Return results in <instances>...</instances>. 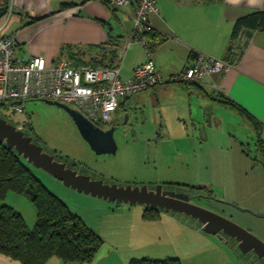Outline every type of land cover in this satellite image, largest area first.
Instances as JSON below:
<instances>
[{
  "label": "rangeland",
  "instance_id": "1",
  "mask_svg": "<svg viewBox=\"0 0 264 264\" xmlns=\"http://www.w3.org/2000/svg\"><path fill=\"white\" fill-rule=\"evenodd\" d=\"M25 105V112L20 114L2 107L0 117H9L20 128L26 120L30 122L33 129L27 127V131L35 139H41L45 152H56V160L66 162L69 168L107 184L158 183L178 192L196 194L194 203L220 212L264 241V167L255 160L258 152L252 126L235 109L218 105L214 111L222 115L223 122L216 127H205L203 131L175 126L162 130L158 136L155 124L160 121L159 108L148 105L142 108L144 114L139 110L137 118L125 125L128 127L125 133L121 131L124 125L116 130L115 154H98L67 110L44 99H28ZM169 111L174 113L172 106ZM118 118L119 115L115 119ZM168 121L174 122L175 118L170 116ZM23 159L104 240L93 260L80 264H129L131 259L140 257H176L182 264H248L237 259L238 249L224 242L227 236L206 233L199 221L185 213L160 209L153 213L156 217L146 218L144 204L79 191ZM1 202L20 212L28 225L34 227L37 209L27 197L10 191ZM229 250L236 252L231 261L225 256L234 254ZM0 264L12 263L0 261ZM46 264L76 263L52 257Z\"/></svg>",
  "mask_w": 264,
  "mask_h": 264
},
{
  "label": "crops",
  "instance_id": "2",
  "mask_svg": "<svg viewBox=\"0 0 264 264\" xmlns=\"http://www.w3.org/2000/svg\"><path fill=\"white\" fill-rule=\"evenodd\" d=\"M9 2L13 12L2 33L17 40L15 56L19 60L43 55L51 63L62 57L72 61L69 56L74 53L88 62L100 58L103 50L99 46L115 38L116 45L110 48L118 53L116 64L122 78L131 77L137 65L152 58L169 79L183 71L197 52L215 58L229 57L232 66L224 74L210 75L203 82H168L151 87L124 99L119 108H141L144 114L142 108L158 107V136L162 130L175 126L204 131L205 127L223 122L222 115L214 111L218 105H225L216 99L222 93L262 122L264 136V32L245 29L236 39L231 38L236 20L264 10V0H159L158 10L148 16V22L161 40L142 38L150 48L142 40L132 38L134 3L116 8L105 0ZM3 21L0 19V25ZM171 106L174 113L169 111ZM170 116L175 118L174 122L168 121ZM229 252L234 254L225 256L231 261L236 252ZM236 257L249 264L244 256ZM0 261L15 262L2 254Z\"/></svg>",
  "mask_w": 264,
  "mask_h": 264
},
{
  "label": "trees",
  "instance_id": "3",
  "mask_svg": "<svg viewBox=\"0 0 264 264\" xmlns=\"http://www.w3.org/2000/svg\"><path fill=\"white\" fill-rule=\"evenodd\" d=\"M65 5L68 6L69 4ZM245 29H258L264 32V10L255 11L239 17L233 27L232 40L236 39ZM143 37L149 38V41L156 40L159 42L161 40L160 34L154 29L144 32L141 38ZM147 44L150 48V44L148 42ZM114 45H116L115 38L108 39L105 44L99 46L103 50L102 56L88 62L82 60L80 55L74 53H71L69 57L72 59L74 66L77 67H118L116 64L118 53L115 49L110 48ZM225 59L230 62L229 57ZM216 99L240 111L247 117L255 133V146L258 152V156H256L255 160L264 167V136L262 122L246 112L239 104L229 97H226L224 94H218ZM44 100L62 103L54 99L44 98ZM25 103L26 101H24L22 112H17L12 108L15 106V101L13 100L0 101V108L7 107L13 114H20L25 112ZM63 104L69 106V104ZM118 110L119 109L116 110L114 118L119 115L115 116ZM2 117L9 123L17 126L18 129L23 130L25 135L31 136L32 140L45 150V146L41 139L39 137L35 139L34 135L27 131L28 128L31 130L33 129L30 122L26 120L23 126H21L23 128H20V125L10 122L11 119L9 117ZM54 157L57 159L56 152H54ZM10 191L24 195L35 205L37 209V219L34 227L31 228L20 212L15 210L12 206L7 205L5 202H1L0 254L16 260L20 264H46L52 257H58L65 262L76 264L93 260L99 247L104 242L101 236L95 232L81 216L72 211L60 197L55 195L42 180L31 171L23 157L17 153L15 148L9 149L6 143L2 142L0 143V201H3ZM151 210L152 212H150ZM159 210L160 209L157 207L147 206L144 217H156L157 214L153 213ZM129 264L182 263L180 259L176 257L161 259L140 257L131 259Z\"/></svg>",
  "mask_w": 264,
  "mask_h": 264
},
{
  "label": "built area",
  "instance_id": "4",
  "mask_svg": "<svg viewBox=\"0 0 264 264\" xmlns=\"http://www.w3.org/2000/svg\"><path fill=\"white\" fill-rule=\"evenodd\" d=\"M105 1L116 8L135 4L132 38L146 44L141 36L153 29L148 16L157 12L159 0ZM12 12L9 0H0V19L4 20L0 25V101H15L12 108L17 112L23 111L24 101L28 99L47 98L73 105L95 124L110 123L124 99L168 82H203L210 75L224 74L232 66L224 58L197 52L183 71L169 79L163 76L152 58L137 65L131 77L122 78L119 67H77L65 57L55 63L48 62L43 55L19 60L15 56L17 40L2 33Z\"/></svg>",
  "mask_w": 264,
  "mask_h": 264
},
{
  "label": "water",
  "instance_id": "5",
  "mask_svg": "<svg viewBox=\"0 0 264 264\" xmlns=\"http://www.w3.org/2000/svg\"><path fill=\"white\" fill-rule=\"evenodd\" d=\"M50 103L57 104L69 112L82 136L96 153H116L114 127L103 130L77 109L63 103ZM128 123L125 121L123 125ZM2 142H5L9 149L15 148L17 153L26 158L29 163L46 170L66 185L79 191L114 201L140 203L185 213L199 221L202 230L206 233L215 235L223 232L238 242V248L243 254L253 251L259 259L264 260L263 240L230 218L192 202L188 193L163 190L161 184L156 185L155 190H149L146 184L142 186L107 184L102 179H92L89 175L80 174L77 170L67 167L65 162L56 160L54 154L45 152L42 146L32 140L31 136L25 135L23 130L0 117V143ZM227 203L241 210H247L234 203Z\"/></svg>",
  "mask_w": 264,
  "mask_h": 264
},
{
  "label": "flooded vegetation",
  "instance_id": "6",
  "mask_svg": "<svg viewBox=\"0 0 264 264\" xmlns=\"http://www.w3.org/2000/svg\"><path fill=\"white\" fill-rule=\"evenodd\" d=\"M120 107V106H119ZM119 109V112H120V118H118V119H113L112 120V122H110L109 124H107V123H103V124H97L100 128H102L103 130H108L109 128H111V127H114L115 128V131H114V137H115V134H116V130L120 127V126H122L123 125V123L126 121V122H130L131 120H133V119H135V118H137V114H138V112H139V108L138 109H130V110H128V111H126V110H123V108H118ZM141 111V110H140ZM126 113H129V115H126ZM114 121V122H113ZM116 122V123H115ZM126 128H128V127H126L125 125H124V127L121 129V131H123L124 133H125V129ZM149 141H150V139H148ZM155 142H156V140H154ZM116 143H117V141H116ZM150 143V142H149ZM153 143V142H152ZM149 146V145H148ZM67 166V165H66ZM68 167V166H67ZM144 185V184H143ZM147 186H148V188H149V190H155V188H156V185H158V183H156L155 185H148V184H146ZM162 186H163V190H173L172 188L171 189H169V188H166L163 184H161ZM139 186H142V185H139ZM173 191H176V192H178V190H176V189H174ZM190 195V197H191V201H192V199L194 198V197H196L197 195L195 194V195H192V194H189ZM193 202V201H192ZM211 209V208H210ZM218 213H220V212H218ZM221 214V213H220ZM223 215V214H222ZM220 234H223V235H225V236H227L226 234H224L223 232H219L218 233V235H220ZM216 235V234H215ZM227 238V239H226ZM225 239V241L224 242H226L227 244H228V246L229 247H235L236 249H238V252L240 253V256H244V258H245V260L247 261V262H249V264H264V260H262V259H259L256 255H255V253L253 252V251H251V252H249V253H247V254H243L241 251H240V249L238 248V242L235 240V239H233V238H230L229 236H227Z\"/></svg>",
  "mask_w": 264,
  "mask_h": 264
}]
</instances>
